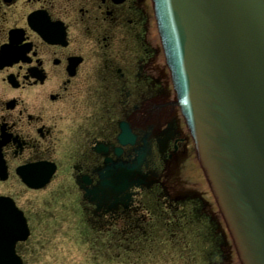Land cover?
<instances>
[{
    "label": "flooded vegetation",
    "instance_id": "flooded-vegetation-1",
    "mask_svg": "<svg viewBox=\"0 0 264 264\" xmlns=\"http://www.w3.org/2000/svg\"><path fill=\"white\" fill-rule=\"evenodd\" d=\"M162 56L151 0H0V196L28 221L67 199L112 249L135 250L163 229L211 246L197 184L177 187L192 148ZM126 129L134 139L122 144ZM142 154L148 184L99 207L91 191L109 168ZM46 176L41 188L23 180Z\"/></svg>",
    "mask_w": 264,
    "mask_h": 264
},
{
    "label": "water",
    "instance_id": "water-1",
    "mask_svg": "<svg viewBox=\"0 0 264 264\" xmlns=\"http://www.w3.org/2000/svg\"><path fill=\"white\" fill-rule=\"evenodd\" d=\"M189 1L185 5H193L198 3L203 4H214L219 8V4H224L225 10L231 14L234 13L236 16L231 19L234 23L247 26L250 30L251 27L246 25L248 21L253 28L262 30L264 29V19L256 17L255 14L250 11L253 6L261 4L260 8L264 12V0H187ZM181 5V4H180ZM212 34H209L211 38ZM223 55L225 54L223 49L220 47ZM174 52L173 54H177ZM214 67H219L214 71L216 79L218 75L225 74L227 71L221 64L214 60ZM223 62V61H221ZM259 65L264 67V57L259 60ZM224 66V65H223ZM230 90L229 97L230 103L228 102V110L223 109V99L225 97L222 83H213L211 94L214 99H208L204 101L199 109V116H202L204 111H209L213 117V122L219 126L218 129L212 130L211 127H206L205 133L212 137L213 146L218 149L226 148L234 156V159H242L248 170H251V161L261 160L260 168L264 171V156L258 157L256 154V148L262 145V132L264 131V122L258 117V113H264V77L263 78H252L247 83L244 91L245 98H243L242 108L240 105V94L242 90H234L235 86ZM241 88L242 85L237 86ZM201 90L209 91V87L201 85ZM228 101V100H227ZM237 103L238 106L233 108L232 103ZM221 123H224L221 127ZM240 123L246 124L250 127L252 124H256L253 129H249V135L255 139V141H247L245 148L250 153V158L243 146L240 145L239 141L236 142L228 139L225 144V137L232 135V132L237 128ZM198 127L201 131V137L204 139L203 153L207 156V161L212 174L216 177V182L219 186L220 193L227 198L229 205L231 206L233 214V225L234 231L238 235L240 247L245 251L246 259L249 264H264V222L260 224V220L257 217L260 216L257 207L264 205L263 195L251 179L248 189L242 187L238 180H233L231 173L227 167V157L223 151H220L215 157L212 154V150L207 143V136L203 132V127L198 122ZM227 143L229 144L227 146ZM227 153V152H226ZM199 161L202 158L197 153ZM204 166V164H203ZM262 186L264 189V173L262 175ZM264 191V190H263ZM116 194L121 195L122 189L114 191ZM247 195L253 198L256 207L252 202H249ZM264 218L261 220L263 221ZM0 221L6 228L0 230V264H22L21 259L15 253V244L17 240L25 239L28 235V228L21 211L17 210L13 202L9 200L0 199ZM238 252V251H237ZM239 255V253H238ZM240 257V255H239ZM241 259V258H240ZM242 261V260H241ZM243 264V262H242Z\"/></svg>",
    "mask_w": 264,
    "mask_h": 264
},
{
    "label": "rangeland",
    "instance_id": "rangeland-1",
    "mask_svg": "<svg viewBox=\"0 0 264 264\" xmlns=\"http://www.w3.org/2000/svg\"><path fill=\"white\" fill-rule=\"evenodd\" d=\"M174 109L175 117L179 121L180 128L183 129L184 134L186 133L181 121L179 120L178 112L176 107ZM182 161V160H181ZM190 162L193 166L192 160H183L176 170V180L181 181L179 186L195 187L193 182L197 185L198 193L204 197H207L205 192V186L198 182L197 177L187 175L189 172L188 163ZM187 170V172L183 169ZM194 172V167H190ZM195 173V172H194ZM201 182V180H200ZM177 184H179L177 182ZM176 186V185H175ZM202 196V197H203ZM210 204L214 207L213 202L209 199ZM41 211L42 221H31V235L25 244L20 246V253L23 255L25 264H191L193 261L191 255H183L180 253L179 249L171 248L170 236H168V242L162 241V236L160 241L157 239L152 240L154 237H148L147 241H143L142 245H136L135 250H124V254L119 253L120 256H115L112 254L111 250L107 251L105 246H96L88 240L84 233L83 225L75 222L69 208L61 202L59 205L43 206L41 204L38 207ZM51 208V210H48ZM208 208V207H207ZM52 211L55 217L48 219L44 217L47 212ZM213 214L216 211L213 210ZM218 227L215 232L217 238L220 236L219 230L224 229L223 224L220 223L219 217L217 218ZM206 223V220L204 221ZM151 227H149L150 229ZM148 229V230H149ZM157 234V233H156ZM157 236V235H156ZM152 240V243H151ZM226 243H229L228 238L224 237ZM159 243H157V242ZM195 244V243H194ZM170 245V246H169ZM101 247V248H100ZM221 251L218 252L214 249L217 254H226L227 258L223 259L221 262H217L218 257H210L212 261L216 264H238L237 258L234 254L233 249L230 247L221 246ZM101 249H105L102 255ZM115 252V251H114ZM227 252V253H226ZM126 254L128 256H126ZM131 257H130V256ZM194 262L197 264H212L211 261L208 262L207 255L203 248H197V251L193 252ZM111 257H113L111 259ZM197 257V261H196ZM190 260V261H189Z\"/></svg>",
    "mask_w": 264,
    "mask_h": 264
}]
</instances>
